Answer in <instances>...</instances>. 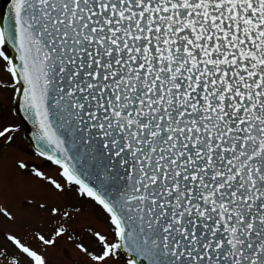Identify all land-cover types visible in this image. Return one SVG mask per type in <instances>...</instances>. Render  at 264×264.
I'll list each match as a JSON object with an SVG mask.
<instances>
[{
  "label": "snow or ice",
  "instance_id": "6c2138e0",
  "mask_svg": "<svg viewBox=\"0 0 264 264\" xmlns=\"http://www.w3.org/2000/svg\"><path fill=\"white\" fill-rule=\"evenodd\" d=\"M8 89L60 178L31 174L109 225L85 242L65 226L79 209L35 201L55 223L4 233L10 264H49L62 238L84 264H264V0H10Z\"/></svg>",
  "mask_w": 264,
  "mask_h": 264
},
{
  "label": "rangeland",
  "instance_id": "374dc122",
  "mask_svg": "<svg viewBox=\"0 0 264 264\" xmlns=\"http://www.w3.org/2000/svg\"><path fill=\"white\" fill-rule=\"evenodd\" d=\"M4 78H8L3 74ZM12 93L11 89L0 91V125H18V120L12 114ZM11 103V106H10ZM14 142L11 145L0 143V206L6 205L16 213V220L8 221L0 218V264H10L11 256L8 253L20 256L18 250L6 240L4 233L15 232L30 239L31 233L37 227L45 231L51 229L52 223L48 222V214L35 207V201L43 203L48 200L50 203L60 204L67 207L69 204L79 209L78 214L68 220L66 227L70 234L79 236L88 242L91 234L88 226H93V230H100L102 233L109 231L106 221V214L89 198L81 199L75 192V186L63 193L51 190L46 182L31 174L33 166L39 167L48 175L59 179V169L56 165L44 160L31 150L23 140L21 131H15ZM21 157L29 162L28 171L18 170L15 160ZM27 197L32 203L25 205L24 198ZM35 246V245H33ZM40 251L45 252L49 264H84L85 257L78 253L74 245L66 239H60L55 247L46 251L40 246ZM22 258V256H21Z\"/></svg>",
  "mask_w": 264,
  "mask_h": 264
},
{
  "label": "water",
  "instance_id": "95a60500",
  "mask_svg": "<svg viewBox=\"0 0 264 264\" xmlns=\"http://www.w3.org/2000/svg\"><path fill=\"white\" fill-rule=\"evenodd\" d=\"M9 7H10V0H0V10H2L5 15L7 14ZM11 51L12 54L15 55L14 50ZM12 105H13V113L19 121V126L17 127V129H20L22 131L25 141L35 151L36 143H37L33 138V132L35 129L31 121L24 117L22 110L19 109V106L14 103V99Z\"/></svg>",
  "mask_w": 264,
  "mask_h": 264
}]
</instances>
